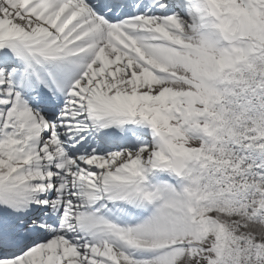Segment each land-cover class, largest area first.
Segmentation results:
<instances>
[{
  "label": "snow or ice",
  "instance_id": "obj_1",
  "mask_svg": "<svg viewBox=\"0 0 264 264\" xmlns=\"http://www.w3.org/2000/svg\"><path fill=\"white\" fill-rule=\"evenodd\" d=\"M0 264H264V0H0Z\"/></svg>",
  "mask_w": 264,
  "mask_h": 264
}]
</instances>
